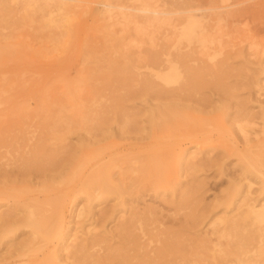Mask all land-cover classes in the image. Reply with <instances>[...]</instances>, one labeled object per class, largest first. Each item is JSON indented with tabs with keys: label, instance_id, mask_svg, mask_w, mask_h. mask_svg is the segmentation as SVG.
<instances>
[{
	"label": "rangeland",
	"instance_id": "obj_1",
	"mask_svg": "<svg viewBox=\"0 0 264 264\" xmlns=\"http://www.w3.org/2000/svg\"><path fill=\"white\" fill-rule=\"evenodd\" d=\"M186 15L204 36L180 38ZM263 52L264 0H0V264H92L122 224L129 255L234 264L228 226L264 204ZM95 168L123 194L86 187ZM56 207L47 241L23 227Z\"/></svg>",
	"mask_w": 264,
	"mask_h": 264
},
{
	"label": "bare ground",
	"instance_id": "obj_2",
	"mask_svg": "<svg viewBox=\"0 0 264 264\" xmlns=\"http://www.w3.org/2000/svg\"><path fill=\"white\" fill-rule=\"evenodd\" d=\"M70 1H74V0H70ZM30 4V3H29ZM33 4V3H32ZM31 5V4H30ZM29 5V6H30ZM106 6V5H105ZM106 7H108V6H106ZM250 7V6H249ZM149 8V6L147 5V4H143V7L139 10V12H142V13H150V12H148L147 11V9ZM183 8V7H182ZM185 8V7H184ZM253 8V7H252ZM58 9H60V8H58ZM229 9H230V7H229ZM182 10H184V12H185V14H188V11H187V13H186V9H182ZM244 10V9H243ZM209 11V10H208ZM238 12H239V10H237ZM237 11H232V12H230L229 14L228 13H226V15L228 14V16L230 17V18H234V16L236 17V16H238V15H240V14H237L238 12ZM183 12V13H184ZM191 12H192V10H191ZM190 11H189V13H191ZM245 12V11H244ZM243 12V13H244ZM249 12V11H248ZM175 13V12H174ZM183 13H180V14H183ZM239 13H241V12H239ZM179 14V13H178ZM236 14V15H235ZM245 14V13H244ZM155 15H163V13H155ZM170 15V14H169ZM218 15V14H217ZM146 18V17H145ZM146 19H148V18H146ZM153 19H155V18H153ZM179 20L181 19V18H178ZM235 19V18H234ZM233 19V20H234ZM237 19V18H236ZM176 20V19H175ZM182 20H183V18H182ZM235 21V20H234ZM236 22V21H235ZM183 23V21L181 22V24ZM147 24V23H146ZM176 27V26H175ZM139 32H141V31H139ZM206 33V31H205V29L195 20V18H194V16H192V15H186V22H185V25L182 27V29H181V32H180V38H183V39H185V40H187V41H190L192 38H194V37H196V36H204V34ZM174 37V36H173ZM176 38V37H175ZM203 42H205V40H203L202 41V43ZM210 43H212V41L210 40L209 41ZM174 43V42H173ZM207 46V45H206ZM166 53V52H165ZM167 53H168V51H167ZM264 53V52H263ZM262 53V54H263ZM177 55H178V53H177ZM159 56V55H158ZM162 56V55H161ZM172 56V55H171ZM180 57L179 58H183L185 61H186V58H187V54L185 53V55H182V54H180L179 55ZM264 56V55H263ZM160 57V56H159ZM155 58V60H157V57H154ZM153 58V59H154ZM174 57H172V59H173ZM178 58V57H177ZM179 61L181 60V59H178ZM177 60V61H178ZM194 60H195V58H194ZM193 60V61H194ZM196 60H197V58H196ZM200 60V59H199ZM176 61V60H175ZM179 61H178V63H179ZM182 61V63L184 64V67L186 66L185 65V63L186 62H183V60H181ZM181 61H180V63H181ZM166 62L167 63H169L170 64V62L168 61V59H166ZM157 63V62H156ZM149 64H150V62H149ZM161 64V63H160ZM163 64V63H162ZM158 66V65H157ZM170 69V71H168L165 75H163V76H159V75H156L158 78H160L161 79V81H163L164 83H168L169 81H170V77H169V73L172 71V69L173 68H169ZM168 69V70H169ZM155 91V90H154ZM161 92V91H160ZM156 94H158L157 92H156ZM164 107V106H163ZM171 107V106H170ZM169 106H168V108H170ZM174 107H175V105H174ZM160 108H161V106H160ZM167 108V109H168ZM156 109V108H155ZM162 109V108H161ZM172 109H173V106H172ZM157 110V109H156ZM155 110V111H156ZM159 110V109H158ZM164 110V109H163ZM169 111H170V109H169ZM163 113H164V111H163ZM155 115H156V113H155ZM159 115V114H158ZM157 115V116H158ZM162 115V114H161ZM176 115V114H175ZM156 116V117H157ZM176 117V116H175ZM155 118V117H154ZM165 118V117H164ZM178 118V117H177ZM165 119H167V117L165 118ZM172 119H173V117H172ZM172 119H170V120H172ZM185 119V118H184ZM168 120V119H167ZM157 121V120H156ZM174 121V120H173ZM183 121V120H182ZM185 121V120H184ZM219 121V120H218ZM221 121V120H220ZM155 122V121H154ZM161 122V121H160ZM179 122V121H178ZM197 122V121H196ZM156 123V122H155ZM154 123V124H155ZM164 123V122H163ZM162 123V124H163ZM167 123H168V121H167ZM204 123V122H203ZM165 124V123H164ZM156 125V124H155ZM154 125V126H155ZM175 125V124H174ZM212 125V124H211ZM159 126H160V124H159ZM167 126V125H166ZM166 128V127H165ZM169 128V127H168ZM237 132L239 133V134H241L242 136H243V138L246 140V136H247V133L244 131V129L242 128V127H240V126H238L237 128ZM161 130V129H160ZM163 132V131H162ZM96 146V145H95ZM264 153V152H263ZM88 154V153H87ZM261 154V153H260ZM89 156V155H88ZM92 157V159H93V156H91ZM88 158V157H87ZM264 161V160H263ZM71 162H73L72 160H71ZM70 162V163H71ZM112 165V164H111ZM115 165L113 164V167H114ZM144 166V165H143ZM249 167H250V169H252V170H254V172L256 173V174H259L260 175V172L259 171H257L256 169H255V167L253 166V165H251V164H249L248 165ZM154 167V166H153ZM107 168V167H106ZM105 168V169H106ZM112 168V167H111ZM141 168H143V167H141ZM139 169V170H142L143 171V169ZM98 168H95L94 169V174H93V176H91L90 177V180L87 182V183H89L88 184V186L87 185H85L86 187H90V185H94V187L97 189V190H99L100 192V194H103V193H109V192H111V193H114V194H116V195H122L123 193L121 192V190L120 191H118L119 190V187H117V186H119V185H117V183H113L112 182V184H116L115 186L117 187V189L118 190H116V188L115 187H112V185H111V181H112V179H110V177H109V175H108V173H104L105 175L102 177V176H98L99 175V172H101V171H99L98 173H96V170H97ZM104 169V168H103ZM102 169V170H103ZM104 169V170H105ZM110 168H108V170H109ZM99 170H101V169H99ZM107 170V169H106ZM133 170V169H132ZM110 171V170H109ZM135 171V170H134ZM137 171V170H136ZM146 171V170H145ZM103 172H106V171H103ZM122 172H123V170H122ZM155 172V171H154ZM156 172H157V170H156ZM125 173V172H124ZM138 174H139V172H137ZM253 173V172H252ZM57 174H60V173H57ZM122 173H120L118 176L120 177V175H121ZM131 174V173H130ZM162 174H164V172L162 173ZM101 175H103V174H101ZM111 175H113L111 172H110V176ZM143 175V174H142ZM165 175V174H164ZM163 175V176H164ZM55 176H57V177H55V178H53L52 177V179H59V177H60V175L58 176V175H55ZM88 177V176H87ZM112 177V176H111ZM118 177V178H119ZM158 177V176H157ZM162 177V176H161ZM144 178V177H143ZM142 179V178H141ZM158 179H161L160 177L158 178ZM111 180V181H110ZM122 180V179H121ZM129 180V179H128ZM131 180V179H130ZM87 181V180H86ZM114 181V180H113ZM164 181V180H163ZM84 182H85V180H84ZM116 182H118V181H116ZM143 182V181H142ZM86 183V182H85ZM137 184V183H136ZM124 187V186H123ZM90 188H92V186L90 187ZM142 188V187H141ZM86 189V191H93V189H90V190H88V188H85ZM92 191H91V193H92ZM96 191V190H95ZM94 191V192H95ZM118 191V192H117ZM119 193V194H117V193ZM88 193H90V192H88ZM90 193V194H91ZM122 193V194H121ZM98 194V193H97ZM99 194V195H100ZM92 195V194H91ZM87 196H90L89 194L87 195ZM93 196V195H92ZM92 196H90V197H92ZM117 199H119V197L117 198ZM116 199V200H117ZM246 206V205H245ZM59 208L60 207H56V208H53V209H55L54 210V212H53V214H52V212H50L49 214H46L47 212H44V213H41V212H39V213H37L36 215H31V216H28V217H25L24 219H23V221H22V225H23V227H25V228H29L30 230H31V236H37V237H39V238H41L42 239V241H47L49 238H48V231H46V228L47 227H51L52 225H53V220L56 218V216H57V214H58V212H59ZM41 213V214H40ZM239 215V214H238ZM242 215V214H241ZM55 217V218H54ZM237 217V216H236ZM54 218V219H53ZM241 219H240V221H241V223H234V222H232L231 224H229V228L232 230V232H233V235H228V238L230 239L229 241H230V245H231V242H232V237H234V238H236V239H238L237 241H236V245H233V246H230V247H236V246H241V247H239L238 248V251L237 250H234V248L232 249L233 251H231L230 249V247L228 246V248H229V251H227V250H218V254H220L222 257H227L228 255H233L234 257H233V259H234V261H231V259H230V261L231 262H234V264H259V263H261V261H257V258L256 257H258V256H260L261 254H263L264 253V204L262 205V206H259V209L257 210V209H255L254 207H250V205H247V210H246V212H245V214L242 216V217H240ZM193 219V218H192ZM131 220V219H130ZM237 220V219H236ZM134 221V220H133ZM139 221V220H138ZM144 221V220H143ZM149 221V220H148ZM233 221V220H232ZM239 220L237 221V222H240ZM246 221L248 222L249 221V224H253V225H255V226H257L256 224H258V226H257V230H255V231H253L254 233H252V232H249L248 230H246L245 229V225L247 224L246 223ZM155 222V221H154ZM124 223V222H123ZM256 223V224H255ZM130 224V223H129ZM132 224V223H131ZM135 224V223H134ZM245 224V225H244ZM122 225H124V228L126 227L125 226V224H122ZM128 225V224H127ZM226 225V224H225ZM120 226V225H119ZM227 227V228H228ZM251 226H249V228H250ZM254 227V226H253ZM121 228V227H120ZM120 228H119V231H120V233H119V235L121 236V243L119 244V248H121V249H119V248H117V251L119 250L120 252H122V253H120V254H118V252L117 251H115L116 249H114V252H112V253H107V255H105L104 257H101L100 259H99V257L98 256H95V258L97 257L98 259V261H95L94 259H91L92 260V264H114L113 262H118L117 264H130V263H128V262H130V261H128V258L129 259H133V260H135V263L134 264H156V261H159V257L161 256V252H160V250L163 248V246H164V248L166 247V248H168L169 246H166V244H165V240H164V242H162V244H161V246H160V248H158V249H156L155 250V252H153V256H149L148 254H146L145 252L143 253V254H138V252H137V254H134V255H129V252L127 253L126 251H139L140 249H142L143 250V247H141V245L140 244H136V239L138 240V238H133L129 233H128V231H126V230H124V228H123V230L121 231L120 230ZM228 228V229H229ZM126 229V228H125ZM141 230H142V228H141ZM132 231V230H131ZM130 231V232H131ZM159 231V230H158ZM242 231H244V234H241V232ZM231 232V231H230ZM122 233V234H121ZM144 233H146V232H144ZM162 233V232H161ZM160 233V234H161ZM148 233H146L145 235H147ZM151 232H150V235H147L148 237H149V241H152L153 239L152 238H154V237H152L151 236ZM229 234V233H228ZM242 235L241 237H240V235ZM136 235V234H135ZM152 235H154V234H152ZM157 235H158V232H157ZM238 235H239V237H238ZM155 236V238H156V234L154 235ZM165 236V235H164ZM137 237V236H136ZM141 236L139 235V238H140ZM147 237V238H148ZM141 239H142V237H141ZM141 239H139V240H141ZM152 239V240H151ZM162 240V239H161ZM160 240V241H161ZM153 241H155V239L153 240ZM152 241V242H153ZM159 241V240H158ZM159 241V243H161ZM255 241H256V246H257V248H253L252 250H250L249 251V248H248V246L249 245H251V243L252 242H254V244H255ZM140 242V241H139ZM155 242H157V241H155ZM92 244H93V242H92ZM141 244H143V243H141ZM148 244V243H147ZM226 244V243H225ZM86 245V244H85ZM90 245H91V243H90ZM118 245V244H117ZM216 245V244H215ZM92 246V245H91ZM93 246H95L94 244H93ZM97 246V245H96ZM144 246V245H143ZM146 247H147V245H145ZM227 246V245H226ZM78 247H80V245H78ZM253 247V246H252ZM151 248V247H150ZM77 249V248H76ZM88 247L87 246H81L80 248H78V252L83 256L84 254H85V256H84V262L87 260V258L88 259H90V257H92V255H90L89 256V254L87 253V251H88ZM110 249V248H109ZM108 249V250H109ZM204 249V248H203ZM236 249H237V247H236ZM110 250H113V249H110ZM141 250V251H142ZM144 251V250H143ZM210 251V250H209ZM253 251V252H252ZM76 252V251H75ZM77 252V253H78ZM150 252V251H149ZM253 253V255L252 256H250L249 254L250 253ZM132 253H134V252H132ZM103 254V253H102ZM104 254H106V253H104ZM122 254V255H121ZM75 255V254H74ZM82 256H80V257H82ZM87 256V257H86ZM262 256V255H261ZM261 256H260V258H261ZM86 257V258H85ZM116 257H118V261L117 260H114V259H116ZM94 258V257H93ZM262 258H263V256H262ZM86 259V260H85ZM213 259V257L211 258V260ZM215 259V258H214ZM232 259V260H233ZM229 260V259H228ZM22 261V260H21ZM128 261V262H127ZM25 262V261H24ZM24 262H21L20 264H24ZM18 263V262H17ZM26 263V262H25ZM81 263V262H80ZM131 263H132V261H131ZM229 263V262H228ZM27 264V263H26ZM37 264H56V263H54L53 262V256H49V258H48V256H47V258H45V260H42V261H40V262H38ZM82 264V263H81ZM231 264V263H230Z\"/></svg>",
	"mask_w": 264,
	"mask_h": 264
}]
</instances>
